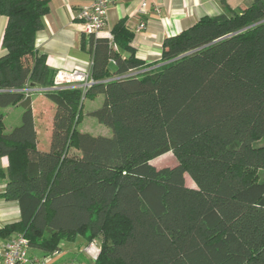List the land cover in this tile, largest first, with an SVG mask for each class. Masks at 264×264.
Here are the masks:
<instances>
[{"label": "trees", "instance_id": "trees-1", "mask_svg": "<svg viewBox=\"0 0 264 264\" xmlns=\"http://www.w3.org/2000/svg\"><path fill=\"white\" fill-rule=\"evenodd\" d=\"M48 13V0H0V108L24 107L8 132L0 112V197L19 210L0 238L21 235L43 258L100 238L92 264H264V176H249L264 170V0L201 17L153 63L125 19L111 39L88 35L93 84L43 93L54 106L44 150L23 90L54 86L35 47ZM98 96L87 114L109 136L76 128ZM167 153L177 164H151Z\"/></svg>", "mask_w": 264, "mask_h": 264}, {"label": "crops", "instance_id": "crops-1", "mask_svg": "<svg viewBox=\"0 0 264 264\" xmlns=\"http://www.w3.org/2000/svg\"><path fill=\"white\" fill-rule=\"evenodd\" d=\"M91 1L48 0L49 13L44 17L43 29L36 34L35 47L39 53L45 54L47 65L54 72H70L75 69L87 71L90 68V54L87 48L82 46V40L87 43L88 37L81 32L77 15L79 9ZM141 2L142 0H111L106 14L105 32L110 34L115 23L120 19H125L127 26L134 31L132 46L136 50L138 59L144 63H153L161 57L164 38L187 29L203 16H216L231 9H237L240 6H248L253 0H146L145 11L143 14H139L137 12ZM6 22L7 19L0 16V56L4 52L2 38ZM140 22L145 23V28L137 30ZM43 98H39L37 102L34 95H30L38 148H40L39 128L45 127V124H42L44 121L37 118L45 112L44 108L40 106L44 105L45 109L49 108L51 113L49 133L46 137L47 146L40 148L46 150L49 147L51 138L54 106L44 95ZM17 106H21V104ZM3 159L0 158V160ZM5 159V163H0V169H6L8 160ZM2 181L0 194L3 192L5 185V181ZM18 219L19 210L16 203L7 202L0 197V228ZM6 241L8 240L0 238V249ZM68 243L77 246V253L74 254V248L68 249L74 255L60 250L59 253L48 257L50 264H73L74 258H83L84 262H87V259L94 260L85 250L80 252L82 246L84 249L88 247L85 246L81 238L78 237ZM92 244L93 250H96L98 254L99 246L95 242ZM29 252L31 255L43 258V255L39 252L33 250Z\"/></svg>", "mask_w": 264, "mask_h": 264}, {"label": "built area", "instance_id": "built-area-1", "mask_svg": "<svg viewBox=\"0 0 264 264\" xmlns=\"http://www.w3.org/2000/svg\"><path fill=\"white\" fill-rule=\"evenodd\" d=\"M111 0H92L89 4L83 5L78 12L77 20L81 27V32L88 36L103 37L111 39V35L105 32L106 14ZM146 8V0H142L138 9L139 14H143ZM145 28V23L140 22L137 30ZM93 84L90 78V68L87 71L72 70L70 72L60 71L57 73L54 86L50 88H35L28 86L23 91L28 96L31 93H44L61 88L79 87L87 88ZM28 241L21 235L5 242L0 249V264H50L48 257L39 258L30 254ZM93 259L97 257V252L93 250V244L85 249Z\"/></svg>", "mask_w": 264, "mask_h": 264}, {"label": "rangeland", "instance_id": "rangeland-1", "mask_svg": "<svg viewBox=\"0 0 264 264\" xmlns=\"http://www.w3.org/2000/svg\"><path fill=\"white\" fill-rule=\"evenodd\" d=\"M32 95H34L35 100L38 102L39 98L40 99H44L43 98V93H31ZM30 94V95H31ZM102 98L99 96L97 99H86L84 101V106L82 109V118L80 119V122L77 125V129L83 132H88L94 136L96 135H101V136H109L110 135V130L108 127L98 123L96 121V119H94L93 117L89 116L87 113L94 109L97 108L100 104H101ZM49 103V102H48ZM40 107L44 108L43 115L41 117H37L39 118L41 121L43 120L44 122L42 123L43 125L45 124L44 128H39V147L40 148H45L46 145V137L49 133V128H50V120H51V113L49 108L44 107V105H41ZM23 106H17V107H9V108H0V112H2L4 114V127H5V131L8 132L9 130H11L14 126H17L20 123L21 120V114L23 112ZM53 113V112H52ZM75 125V126H76ZM45 135V136H44ZM70 155H75L76 150L75 148H71L69 150ZM6 159L4 158L3 160H0V163H5ZM151 164H153L155 167L157 168H161V167H171L174 166L175 164H177V160L176 158L173 156L172 153H167L165 155H162L154 160L151 161ZM249 176L251 178H261L262 176H264V170H250L249 171ZM2 179L0 178V189L2 186ZM185 184L188 187H194V183L192 182V180L189 178V176L187 174H185ZM95 243L99 246L100 244V238L95 239ZM61 250L66 252V253H71L68 249H72L74 248L73 252L74 254L77 253V246L72 244V243H68V242H61L60 244ZM84 247L82 246L80 248V252L84 251ZM96 251V250H95ZM72 254V255H74ZM83 259V258H82ZM82 259L79 258H74V263L73 264H91L93 263V260L87 259L86 261L88 262H84Z\"/></svg>", "mask_w": 264, "mask_h": 264}, {"label": "water", "instance_id": "water-1", "mask_svg": "<svg viewBox=\"0 0 264 264\" xmlns=\"http://www.w3.org/2000/svg\"><path fill=\"white\" fill-rule=\"evenodd\" d=\"M30 86H32V87H33V84H31Z\"/></svg>", "mask_w": 264, "mask_h": 264}]
</instances>
